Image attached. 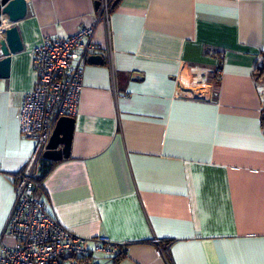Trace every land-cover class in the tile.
I'll use <instances>...</instances> for the list:
<instances>
[{"label":"crops","instance_id":"crops-1","mask_svg":"<svg viewBox=\"0 0 264 264\" xmlns=\"http://www.w3.org/2000/svg\"><path fill=\"white\" fill-rule=\"evenodd\" d=\"M25 1L0 25L22 42L0 76V233L11 173L34 147L17 124L33 49L97 10ZM93 38L102 62L84 63L69 156L38 166L45 209L79 235L127 243L100 264H264V0H117Z\"/></svg>","mask_w":264,"mask_h":264},{"label":"built area","instance_id":"built-area-1","mask_svg":"<svg viewBox=\"0 0 264 264\" xmlns=\"http://www.w3.org/2000/svg\"><path fill=\"white\" fill-rule=\"evenodd\" d=\"M112 1L100 0L91 24L63 37L46 35L33 49L36 83L22 93L17 124L20 135L34 139V147L24 165L11 173L14 197L0 233V264H100L99 254L114 261L127 249L125 241L75 233L38 196L45 191L37 170L46 144L58 117L76 112L83 66L97 47L96 24L108 22ZM5 233L13 236V243L3 239ZM154 245L157 256H169L168 246L157 240Z\"/></svg>","mask_w":264,"mask_h":264},{"label":"water","instance_id":"water-1","mask_svg":"<svg viewBox=\"0 0 264 264\" xmlns=\"http://www.w3.org/2000/svg\"><path fill=\"white\" fill-rule=\"evenodd\" d=\"M117 0L112 1L111 6L116 4ZM100 0H94L95 8L98 7ZM26 12L25 0H0V25L2 23V15H6L11 22L24 16ZM0 76H7L10 70V55L21 49L22 42L16 25L12 24L4 27L0 32ZM88 62L101 63L102 56L100 54H90L87 58ZM74 117L70 115H61L56 120L55 126L46 144L43 157L59 160L62 157L69 156L70 141L72 137ZM70 255V253H66Z\"/></svg>","mask_w":264,"mask_h":264},{"label":"trees","instance_id":"trees-1","mask_svg":"<svg viewBox=\"0 0 264 264\" xmlns=\"http://www.w3.org/2000/svg\"><path fill=\"white\" fill-rule=\"evenodd\" d=\"M256 70L260 73H262L264 71V61L261 63V66H258L256 68ZM262 119L264 120V114L262 115ZM52 163H53V161H49V160L45 159L44 157L41 159V172H42V174L44 172H46L47 169H49V167L51 166Z\"/></svg>","mask_w":264,"mask_h":264}]
</instances>
